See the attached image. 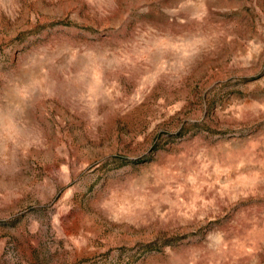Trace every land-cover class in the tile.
Returning a JSON list of instances; mask_svg holds the SVG:
<instances>
[{
	"label": "rangeland",
	"instance_id": "374dc122",
	"mask_svg": "<svg viewBox=\"0 0 264 264\" xmlns=\"http://www.w3.org/2000/svg\"><path fill=\"white\" fill-rule=\"evenodd\" d=\"M0 264H264V0H0Z\"/></svg>",
	"mask_w": 264,
	"mask_h": 264
}]
</instances>
